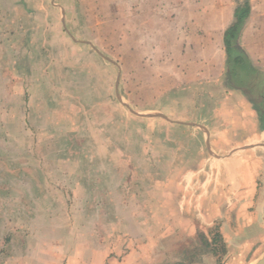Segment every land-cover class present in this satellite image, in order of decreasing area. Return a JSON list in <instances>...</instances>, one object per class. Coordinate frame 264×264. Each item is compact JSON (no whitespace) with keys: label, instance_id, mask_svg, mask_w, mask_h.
Masks as SVG:
<instances>
[{"label":"rangeland","instance_id":"obj_1","mask_svg":"<svg viewBox=\"0 0 264 264\" xmlns=\"http://www.w3.org/2000/svg\"><path fill=\"white\" fill-rule=\"evenodd\" d=\"M124 1L13 0L12 84L0 70V264H99L132 250L142 264H209V248L221 247L212 241L219 222L197 232L182 220L191 209L171 204L191 174L182 171L209 158L190 127L202 119L180 73L186 45H173L171 57L134 41ZM17 24L29 28L28 39ZM213 50L206 39L205 58ZM248 96L256 101L255 90ZM196 232L204 242L182 254ZM253 257L231 248L223 260Z\"/></svg>","mask_w":264,"mask_h":264},{"label":"crops","instance_id":"obj_2","mask_svg":"<svg viewBox=\"0 0 264 264\" xmlns=\"http://www.w3.org/2000/svg\"><path fill=\"white\" fill-rule=\"evenodd\" d=\"M0 2L5 3V7L0 8L4 15L0 20V48L2 44L4 46L0 50V63H4L0 70L1 76L12 80L16 67L13 66L12 48L16 36L12 21L13 0ZM204 2L192 0L190 19L184 16L187 13L186 0H132V4L125 0L123 12L127 18L132 15L134 41L147 40L151 46L165 47V55L171 57L173 45H186V53L181 52L178 57L184 63L180 73L187 83L184 91L197 95V100L191 102V110L202 119L190 127H196L195 140L204 142L209 158H205V164L197 166L196 170L182 171L191 174L179 188L183 191L181 199L175 197L171 204L191 209L190 216L182 220L194 222L197 232L202 222H219L220 228L212 241L220 243L221 247L209 248L215 257L209 264H225V256L231 248L239 253L252 254L254 257L248 260L250 262L258 255L260 258L256 263L264 255V0H245L241 4H237V0H212L214 3L208 1L207 6ZM242 4H247L248 16L234 41L240 49L242 62L231 72L230 61L238 54L232 58L228 55L225 36L234 25L236 11ZM16 7L27 11L23 6ZM65 13H61L64 29ZM206 16L215 17V21L207 24ZM22 24H17L18 36L25 40L29 37V28L25 30ZM213 38L219 41L213 42ZM206 39L218 55L205 58ZM206 61L208 65H205ZM213 62L219 64L215 66ZM243 69L250 73L248 77L242 74ZM256 79L258 83L255 84ZM251 89L256 91V101L248 96ZM180 125L189 124L181 122ZM166 200L170 201L169 198ZM230 223H234L235 228L230 227ZM227 228L231 231L229 241L224 232ZM197 232L193 240L186 239L180 244L182 254L190 252L193 243L204 242L205 238ZM156 262L149 258L148 264ZM188 262L187 259L180 260V264H190ZM67 264L74 263L69 261ZM99 264L142 262L139 254L132 250L126 258L111 257Z\"/></svg>","mask_w":264,"mask_h":264},{"label":"trees","instance_id":"obj_3","mask_svg":"<svg viewBox=\"0 0 264 264\" xmlns=\"http://www.w3.org/2000/svg\"><path fill=\"white\" fill-rule=\"evenodd\" d=\"M248 6L247 4L241 6L240 8H238V10L236 11V20L235 23L232 27H230L228 29V31L226 32V36H225V44H226V48H227V53L229 56L234 57L235 54H238V57L235 58V60H231L230 61V70L231 72L235 71L236 66H239L240 62H242V57H240L239 55H241L240 49L238 47H236V43L234 42L235 39L237 38L238 32L240 27L242 26L244 20L246 19V17L248 16ZM250 73H248L246 70L243 69V75L248 77ZM263 91H264V81H263Z\"/></svg>","mask_w":264,"mask_h":264},{"label":"water","instance_id":"obj_4","mask_svg":"<svg viewBox=\"0 0 264 264\" xmlns=\"http://www.w3.org/2000/svg\"><path fill=\"white\" fill-rule=\"evenodd\" d=\"M255 264H264V255H263V257H262L259 261H257Z\"/></svg>","mask_w":264,"mask_h":264}]
</instances>
